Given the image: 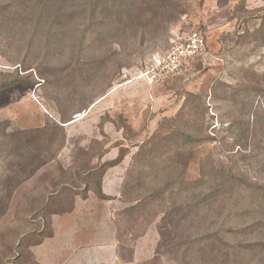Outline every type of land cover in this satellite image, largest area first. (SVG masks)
Instances as JSON below:
<instances>
[{
    "label": "rangeland",
    "instance_id": "obj_1",
    "mask_svg": "<svg viewBox=\"0 0 264 264\" xmlns=\"http://www.w3.org/2000/svg\"><path fill=\"white\" fill-rule=\"evenodd\" d=\"M22 1L0 0L18 5L0 8V264H31L28 248L52 234L54 212L84 194L108 210L121 264L217 261L191 241L248 223L242 210L260 198L233 193L207 210L203 195L231 168L264 184V0L247 2L240 31L228 18L242 0H150L83 43L88 18L37 28ZM190 29L206 36L203 57L165 82L141 78ZM178 133L197 141L149 159L156 135ZM101 180L108 200L94 192Z\"/></svg>",
    "mask_w": 264,
    "mask_h": 264
},
{
    "label": "trees",
    "instance_id": "obj_2",
    "mask_svg": "<svg viewBox=\"0 0 264 264\" xmlns=\"http://www.w3.org/2000/svg\"><path fill=\"white\" fill-rule=\"evenodd\" d=\"M149 1L150 0H23L21 6L24 7V14L26 16L36 17V22L33 23L37 28L49 23L53 28L63 30V28L68 25H72L74 21H84L88 18L89 24L84 29L80 30L81 42L83 43V41L86 40L85 38L88 32L93 29L94 26L97 24L99 27L105 26L107 22L105 19L107 18H119L124 13L130 20L133 17H138L142 12H148L149 6H147L145 10H143V8L145 4H149ZM155 1L165 4V0ZM15 7H18L16 3H14V6L11 4H3L0 6L2 13H8ZM234 9L236 14L235 16L232 14L228 18V21H236L237 27L239 28L238 30L240 31V26L244 24L243 21L245 20V17L240 13L248 10L247 0H242L241 5L239 7L235 5ZM99 15L102 16L98 17ZM201 57H203V55ZM262 78L264 81V75ZM196 141L197 140L194 139L192 135L186 133H178V135L171 134L170 137L167 138L158 134L154 138V149L148 152V157L150 160L155 159L159 161H157L158 163H161L164 162L165 159L173 157L183 146H193ZM146 153L147 151L144 155L145 160H147ZM116 165L117 164L113 162L110 167H115ZM261 166L262 168L264 166V162L262 161ZM103 175H105V172ZM102 182V180L99 182L94 192L98 198L108 200L109 197L103 192ZM84 190H87V188H84ZM233 193L239 196L240 193L245 196L252 194L260 198V202L256 203L254 205L255 207L242 210L245 212L242 216L244 218H250V221L233 228L226 229L225 227H220V229L208 232L199 239L192 240L191 244L194 246H202L200 252L208 250V253H210L214 259L217 258V261H212V264H264V184L254 183L250 181L244 173L235 171V169L231 168L227 173L220 174L219 181L214 187L209 189L208 193L203 195V200L201 202L204 208H208L207 210H213L217 208L216 206L222 208L226 204V201L232 199ZM75 196H80V191L75 192ZM82 198L86 200L88 196L84 194ZM237 204L240 206L239 200ZM74 206L75 201H73V205L69 211L62 212V214H56V212H54V215L70 213L73 211ZM47 207L48 206L45 205L42 210ZM34 232L35 233H31L30 236H40V231ZM51 235L46 236L44 239ZM43 240L33 243L28 248L29 258L27 262L31 263L32 261L31 248L40 244ZM222 257H226V259L224 260Z\"/></svg>",
    "mask_w": 264,
    "mask_h": 264
},
{
    "label": "crops",
    "instance_id": "obj_3",
    "mask_svg": "<svg viewBox=\"0 0 264 264\" xmlns=\"http://www.w3.org/2000/svg\"><path fill=\"white\" fill-rule=\"evenodd\" d=\"M203 18L208 19L206 10ZM90 201L78 197L72 212L55 215L52 235L31 248V264L122 263L117 256L116 226L108 210L90 208Z\"/></svg>",
    "mask_w": 264,
    "mask_h": 264
},
{
    "label": "built area",
    "instance_id": "obj_4",
    "mask_svg": "<svg viewBox=\"0 0 264 264\" xmlns=\"http://www.w3.org/2000/svg\"><path fill=\"white\" fill-rule=\"evenodd\" d=\"M205 46L206 36L200 29L183 31L172 40L167 53L157 54L146 62L141 78L157 84L181 76L203 55Z\"/></svg>",
    "mask_w": 264,
    "mask_h": 264
}]
</instances>
